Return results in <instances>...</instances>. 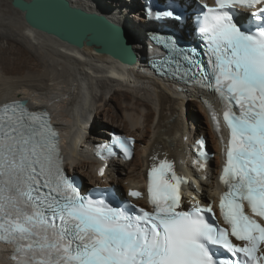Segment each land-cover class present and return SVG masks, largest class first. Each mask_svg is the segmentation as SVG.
I'll return each mask as SVG.
<instances>
[{"label": "snow or ice", "instance_id": "obj_1", "mask_svg": "<svg viewBox=\"0 0 264 264\" xmlns=\"http://www.w3.org/2000/svg\"><path fill=\"white\" fill-rule=\"evenodd\" d=\"M196 2L207 63L197 59L196 48L161 39L179 57L178 69L183 61L185 74L213 93L214 101L204 103L217 133L221 117L213 103L221 106L229 138L219 215L227 227L216 224L211 204L195 196L184 206L189 182L166 158L156 162L153 156L147 173L151 210L85 194L64 167L48 114L16 101L0 107V243L13 246L15 264H264V0ZM241 10L247 26L237 21ZM145 14L183 22L184 0H168L159 10L146 4ZM133 143L113 136L96 154L107 160L118 149L130 160ZM196 150L195 164L203 170L209 157L204 139Z\"/></svg>", "mask_w": 264, "mask_h": 264}, {"label": "bare ground", "instance_id": "obj_2", "mask_svg": "<svg viewBox=\"0 0 264 264\" xmlns=\"http://www.w3.org/2000/svg\"><path fill=\"white\" fill-rule=\"evenodd\" d=\"M11 1L0 0V106L26 99L50 108L65 136L67 159L75 164L73 173L84 179V190L115 185L118 192L139 189L145 195L147 173L155 156L156 162L165 158L173 162L176 172L184 173L185 179L195 178L186 189L196 200L205 204L214 194L218 201L224 163L221 145L197 94L182 92L166 78L150 73L146 60L141 59L147 56L148 32L160 26L146 21L141 0H69L73 6L103 14L132 33L138 57L132 66L119 64L94 47L77 48L33 29ZM128 16L134 18L133 22ZM20 36L27 38L32 48L20 42ZM184 38L189 39L185 34ZM5 42L8 46H1ZM45 57L55 65L44 61ZM56 66L63 70L58 71ZM54 68L57 72L51 77ZM94 118L95 128L90 129ZM112 130L137 138L130 161L100 162L92 155L93 145L109 140ZM201 135L211 140L209 147L217 153L203 170L195 164L189 149ZM101 168L105 169L103 176L99 174ZM137 202L145 205L147 200L142 197ZM9 249L0 243V264H8L4 256Z\"/></svg>", "mask_w": 264, "mask_h": 264}, {"label": "water", "instance_id": "obj_3", "mask_svg": "<svg viewBox=\"0 0 264 264\" xmlns=\"http://www.w3.org/2000/svg\"><path fill=\"white\" fill-rule=\"evenodd\" d=\"M33 29L77 48L91 46L125 66L135 65L133 35L105 15L76 7L69 0H12Z\"/></svg>", "mask_w": 264, "mask_h": 264}, {"label": "rangeland", "instance_id": "obj_4", "mask_svg": "<svg viewBox=\"0 0 264 264\" xmlns=\"http://www.w3.org/2000/svg\"><path fill=\"white\" fill-rule=\"evenodd\" d=\"M132 13H133V12H132ZM128 17H130L129 19L133 22L134 18H133V17L131 18V16H128ZM3 31L6 32L7 30H3ZM18 38H19L20 42H22V43L24 42L23 44H26L27 46H29L30 48H32V45H30V43H28V41H27L28 39H27V38H23V37H21V36L18 37ZM4 44L6 45V47L8 46V44H7L6 42H5V43H1V46L4 45ZM5 45H4V46H5ZM44 56H46V55H44ZM45 58H46V59H45ZM45 58H44V61L48 60L49 62L51 61L50 63H53V64H54V62H53L52 60H50V58H49V59H47L48 57H45ZM48 61H47V62H48ZM54 65H55V64H54ZM56 67H57V66H56ZM59 67H60V66H59ZM59 67H57V68H58V69H57L58 71H61V69L63 70V68L60 67V69H59ZM54 69H55V68H54ZM52 70H53V69H52ZM55 70H56V69H55ZM55 70H53V71H55ZM57 70H56L55 72L51 71V73H52V74H51V77H54L53 75L56 74ZM88 71H90V70L88 69ZM42 87H44V86L42 85ZM31 102H32V101H31ZM34 102H36V101H34ZM93 125H95V118H94V119H91V123H90V125H89V128H90V129L95 128V127H93ZM91 126H92V127H91ZM96 128H97V125H96ZM112 131H114V130H112ZM209 144L211 145V140H209ZM214 160H215V159H214ZM205 192H206L208 195L211 194L210 191H205ZM3 251H4V250H3Z\"/></svg>", "mask_w": 264, "mask_h": 264}, {"label": "trees", "instance_id": "obj_5", "mask_svg": "<svg viewBox=\"0 0 264 264\" xmlns=\"http://www.w3.org/2000/svg\"><path fill=\"white\" fill-rule=\"evenodd\" d=\"M114 132H116V133L120 134V132H118L117 130H114Z\"/></svg>", "mask_w": 264, "mask_h": 264}]
</instances>
